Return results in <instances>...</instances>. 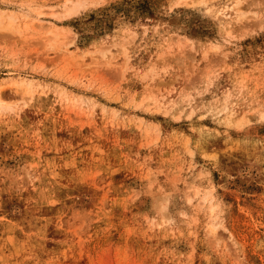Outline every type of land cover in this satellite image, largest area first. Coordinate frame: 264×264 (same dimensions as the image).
<instances>
[{
    "label": "rangeland",
    "instance_id": "374dc122",
    "mask_svg": "<svg viewBox=\"0 0 264 264\" xmlns=\"http://www.w3.org/2000/svg\"><path fill=\"white\" fill-rule=\"evenodd\" d=\"M0 92V264H264V0H0Z\"/></svg>",
    "mask_w": 264,
    "mask_h": 264
},
{
    "label": "bare ground",
    "instance_id": "6f19581e",
    "mask_svg": "<svg viewBox=\"0 0 264 264\" xmlns=\"http://www.w3.org/2000/svg\"><path fill=\"white\" fill-rule=\"evenodd\" d=\"M20 86H25L24 84L20 85ZM24 88V87H23ZM0 96H1V92H0Z\"/></svg>",
    "mask_w": 264,
    "mask_h": 264
}]
</instances>
